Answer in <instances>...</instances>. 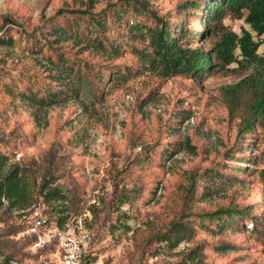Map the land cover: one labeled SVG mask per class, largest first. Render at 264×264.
<instances>
[{"label": "rangeland", "instance_id": "374dc122", "mask_svg": "<svg viewBox=\"0 0 264 264\" xmlns=\"http://www.w3.org/2000/svg\"><path fill=\"white\" fill-rule=\"evenodd\" d=\"M192 1L0 0V155L6 169L27 175L33 195L21 211L4 201L0 264L56 261L57 247L31 241L38 219L49 229L62 219L59 231L83 239L84 264H188L200 246L208 264H264V131L238 137L240 119L225 101V90L252 68L234 63L170 76L150 61L159 23L147 10L174 30L173 39L180 27L206 31L204 10L195 12ZM223 25L238 35L250 30L231 15ZM220 36L211 28L208 40L182 45L209 49ZM258 53L264 57V44ZM55 67L67 86L49 98L59 87ZM206 183L212 195L202 201ZM246 207L249 215L231 222L227 213L222 221L198 217ZM174 221L194 227L176 247L163 240ZM221 245L230 250L219 252Z\"/></svg>", "mask_w": 264, "mask_h": 264}, {"label": "trees", "instance_id": "16d2710c", "mask_svg": "<svg viewBox=\"0 0 264 264\" xmlns=\"http://www.w3.org/2000/svg\"><path fill=\"white\" fill-rule=\"evenodd\" d=\"M139 6L143 7V5ZM191 9L195 12L200 9L204 10L202 25L206 28V31L190 32L180 27L177 29V35L173 39H171V35L175 33L174 30L168 27L164 20L160 19L156 11L147 10L159 23L151 31V64L170 76L184 73L202 75L205 70L211 67L227 68L234 63L241 65V67L246 65L252 68V72L246 78L225 90V101L228 103L232 118L240 119L238 137L248 134L255 135L260 130L264 131V57L258 53L264 41L256 40V38L261 39L264 36V0H209L206 6L204 0H196L192 1ZM58 13L87 14L90 13V9L70 11L62 9ZM195 15L200 16L198 13H195ZM227 15L243 19L250 27V30H244L242 35L223 31V28L225 29L223 20ZM5 23L15 24L11 19L5 21ZM2 28L0 26V33ZM211 28L221 31L220 40L216 41L212 48L204 49L203 47H198L193 49L189 48L188 45L186 47L182 45L186 38H191L194 41L199 38L205 41L208 40ZM238 56L241 57V60L238 59ZM54 70L56 71L54 77L56 85H59V87L55 91H53L54 89L49 90L52 94L49 98L63 96L64 91L62 90L64 86H67V84H64L65 79L61 75L64 73L61 69L55 67ZM70 70L72 73L68 77H72L75 74L73 69ZM242 96L248 98L243 101L244 103L241 99ZM188 145L190 146V143ZM3 157L0 155V211L5 208L4 201L8 202L9 209L21 211L30 204L33 198L30 182L27 175L23 174L17 166L6 169L7 164ZM210 176V173L207 174L206 180L209 181ZM259 177L264 185V169L260 171ZM186 179L187 183L191 184L193 194L196 193L198 186L195 185V173L188 171ZM200 187L203 191L199 198L202 201H206L212 195L210 186L206 183ZM50 197L51 194H48L47 200H50ZM58 199L62 200L63 197ZM237 209L220 208L211 212L198 213V217L200 220L222 221V216L227 213V219L231 222L238 216L249 215L248 207ZM55 211L58 214L57 209ZM59 212L63 213L64 211ZM61 220L58 219L57 228H59V225L63 226ZM193 234L192 221H174L169 230L163 234V240L171 244L172 247H176L189 240ZM31 241L36 244L38 241L37 236L32 235ZM217 250L219 252H227L230 247L221 245ZM1 256L4 257L0 248ZM186 262L188 264H208L205 262L202 246L190 251ZM5 264H10L9 258L6 259Z\"/></svg>", "mask_w": 264, "mask_h": 264}, {"label": "built area", "instance_id": "2783aa9c", "mask_svg": "<svg viewBox=\"0 0 264 264\" xmlns=\"http://www.w3.org/2000/svg\"><path fill=\"white\" fill-rule=\"evenodd\" d=\"M48 220L38 219L28 229L31 235L38 238L35 246L57 247L56 261L49 264H84L83 249L85 241L66 231H59L57 228H47ZM47 229V233H41V229Z\"/></svg>", "mask_w": 264, "mask_h": 264}]
</instances>
